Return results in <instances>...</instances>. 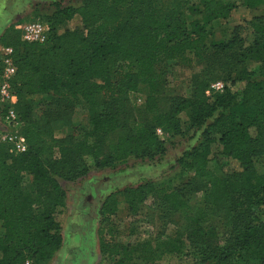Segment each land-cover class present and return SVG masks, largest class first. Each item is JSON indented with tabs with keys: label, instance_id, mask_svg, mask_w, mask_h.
<instances>
[{
	"label": "trees",
	"instance_id": "1",
	"mask_svg": "<svg viewBox=\"0 0 264 264\" xmlns=\"http://www.w3.org/2000/svg\"><path fill=\"white\" fill-rule=\"evenodd\" d=\"M241 3L253 16L246 27H230L226 36L215 32L214 22L228 19L236 4L222 0H82L67 6L55 2L44 18L49 26L46 42H28L16 27L6 29L0 44L13 48L17 71L12 88L28 149L11 154L0 147V264H26L29 259L48 264L61 249V216L67 204L56 175L69 180L85 175V153L98 168L131 157L161 158L167 147L157 129L182 134L180 114L186 111L187 130L198 144L185 151L179 163L210 184L205 205L211 210L194 214L187 238L199 263L229 264L245 258L264 264V220L258 214L264 208V173L254 165L264 154V0ZM75 20L86 34L64 29ZM189 53L203 69L192 76L190 96L170 97L164 109L157 67L168 61L188 62ZM143 81L149 85L144 108L150 119L137 122L127 99L139 92ZM218 81L224 90L207 94ZM73 107L89 114L92 129L76 140L55 138L53 123H70ZM218 146L240 169H222L223 176L209 170ZM152 190L146 184L111 193L104 201L105 212L115 214L120 200L136 209ZM162 199L172 211H192L179 190L163 192ZM216 208L230 217L223 248L211 243L213 233L204 226ZM99 234L100 252L114 257L112 264H144L159 257L164 245L141 244V262L135 248L120 246L103 230ZM88 243L90 251L78 264H87L92 255L91 238Z\"/></svg>",
	"mask_w": 264,
	"mask_h": 264
},
{
	"label": "rangeland",
	"instance_id": "2",
	"mask_svg": "<svg viewBox=\"0 0 264 264\" xmlns=\"http://www.w3.org/2000/svg\"><path fill=\"white\" fill-rule=\"evenodd\" d=\"M11 27L27 22L40 20L45 23V17L51 12L55 2L62 5H78L82 0H9ZM225 3L236 4L228 19H220L214 22V30L219 36L228 35L230 27L240 24L246 27L253 16V12L242 5L241 0H222ZM8 17V18H9ZM67 30H78L86 34V29L79 20L70 21L63 25ZM17 29V28H16ZM20 30V29H17ZM21 31V30H20ZM22 33V32H21ZM23 38V37H22ZM24 40V39H23ZM9 47L0 44V60L3 54L2 48ZM188 62L168 61L157 67L159 80L158 91L162 94V107L167 109L169 98L175 95L189 97L192 87V76L200 72L203 67L194 60L191 53L188 54ZM149 85L141 82L139 92L130 95L127 105L134 119L145 122L150 119L145 110V100ZM207 93V91H206ZM211 93V92H210ZM208 94V93H207ZM19 101V100H18ZM3 106L0 104V128L3 121ZM70 123H53L54 137L65 139L73 136L76 140L82 131L91 130L89 114L83 108L73 107ZM180 118L183 121L184 132L182 134H167L162 129H157V134L165 140L167 152L163 157L155 160L149 158L131 157L124 162L112 166L98 168L93 157L85 153L81 164L87 168L85 175H80L73 180L64 179L56 175L60 186L66 191V207L61 216L64 225L62 231L63 245L54 257V263L48 264H78L79 258L90 251L88 239H92V255L87 258V264H112L114 257H109L98 252L100 249V231L103 230L107 238L120 246L129 245L135 248L134 256L141 261V244L152 242L153 247L161 246V255L154 260L142 262L144 264H200L193 247L188 241L189 225L194 214L200 211H210L206 208L205 192L209 193V181L203 177H197L191 170L184 168L179 163V158L188 149L198 144V140L187 130L189 112H182ZM23 126V124H22ZM120 132L114 133V140ZM92 141V140H91ZM108 142H111L109 138ZM216 155L209 163L208 168L214 175L223 176V170L240 169L239 164L222 154L220 146L215 149ZM56 158L59 155L56 151ZM257 171L264 173V154L254 159ZM82 167V166H81ZM223 169V170H222ZM152 185L153 190L146 199L132 209L124 200H120L118 210L113 215H108L104 209L105 198L111 193H117L124 188H138L139 186ZM179 190L183 198H187L192 211L183 215L172 211L162 199L163 192ZM248 205V202H247ZM214 215L206 219L204 226L213 233L209 240L213 245L223 248L227 246L230 229L225 226L229 216L221 213L217 208ZM264 220V208L258 212ZM212 227V228H211ZM3 232V222L0 220V234ZM208 233L209 230H208ZM91 235V237H90ZM203 248L207 243L200 242ZM82 252L79 255L78 251ZM169 250H173L170 251ZM247 252L251 253L252 250ZM84 253V254H83ZM252 254V253H251ZM32 261V260H31ZM211 260L208 263L210 264ZM34 264V263H33ZM203 264V263H201ZM205 264V263H204ZM229 264H260L258 261L234 258Z\"/></svg>",
	"mask_w": 264,
	"mask_h": 264
},
{
	"label": "built area",
	"instance_id": "3",
	"mask_svg": "<svg viewBox=\"0 0 264 264\" xmlns=\"http://www.w3.org/2000/svg\"><path fill=\"white\" fill-rule=\"evenodd\" d=\"M22 32V37L28 42L44 43L48 38L49 26L40 20L27 22L16 27ZM1 56L2 72L0 76V104L5 113L2 116L3 125L0 128V147H5L11 154L24 153L28 149V143L22 132V121L16 109L18 96L12 88V81L17 68L13 60V48L3 47ZM224 83L221 81L211 85L208 94L212 90L222 92ZM26 264H33V260H27Z\"/></svg>",
	"mask_w": 264,
	"mask_h": 264
},
{
	"label": "crops",
	"instance_id": "4",
	"mask_svg": "<svg viewBox=\"0 0 264 264\" xmlns=\"http://www.w3.org/2000/svg\"><path fill=\"white\" fill-rule=\"evenodd\" d=\"M10 5L9 0H0V37L11 25V20L8 15V12H10V10H8ZM98 252L101 253L99 248ZM52 262L54 263V259Z\"/></svg>",
	"mask_w": 264,
	"mask_h": 264
}]
</instances>
